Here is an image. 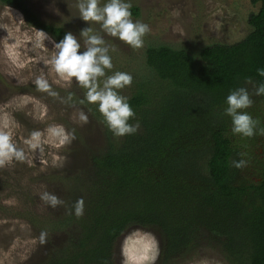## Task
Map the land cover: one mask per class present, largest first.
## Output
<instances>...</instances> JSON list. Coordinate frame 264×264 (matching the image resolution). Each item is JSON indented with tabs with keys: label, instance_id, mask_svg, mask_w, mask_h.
Instances as JSON below:
<instances>
[{
	"label": "trees",
	"instance_id": "obj_1",
	"mask_svg": "<svg viewBox=\"0 0 264 264\" xmlns=\"http://www.w3.org/2000/svg\"><path fill=\"white\" fill-rule=\"evenodd\" d=\"M250 1L259 9L249 15L250 31L238 42H216L197 54L166 44L146 48L154 81L128 97L135 113L129 123L139 125L134 134L114 136L97 106L88 105L104 123L106 147L92 157L91 176L78 186L83 215L76 216L74 208L54 217L25 210L44 233H63L42 264H113L116 239L130 225L158 228L169 255L188 258L212 245L229 264H264V158L256 179L238 175L231 118L224 114L230 91L264 82L257 72L264 68V0ZM0 3L19 10L55 41L66 32L41 20L24 0ZM131 12L137 15L138 8ZM201 120L205 127L215 122L207 130L204 164L193 145L183 144Z\"/></svg>",
	"mask_w": 264,
	"mask_h": 264
},
{
	"label": "rangeland",
	"instance_id": "obj_2",
	"mask_svg": "<svg viewBox=\"0 0 264 264\" xmlns=\"http://www.w3.org/2000/svg\"><path fill=\"white\" fill-rule=\"evenodd\" d=\"M24 2L41 20L61 25L66 32L77 35L82 47L84 40L79 32L88 24L101 35L110 48L113 63V68L106 70V74L122 71L132 75V83L119 90L126 97H130L141 84L154 81L145 64L148 46L166 44L197 54L203 46L216 42L232 44L248 34L249 15L259 9V3L254 4L250 0H132V6L138 8V13L132 14L131 18L146 23L150 29L143 38V47L133 49L106 34L98 23L83 21L79 17L78 0ZM104 2L100 0L101 5ZM176 10L178 15L173 14ZM174 26H178L179 30H174ZM35 31L36 28L25 21L19 10L0 3V114L6 112L18 123L15 141L22 148H26L23 139L31 131L43 130L52 124H60L73 131L75 138L59 150L46 146L42 153L29 154L31 164L13 160L0 167V264H42L48 259L51 248L62 243L63 233H44L43 229L32 224L25 210L38 216L54 217L73 209L75 201L81 198L78 186L91 176L92 157L106 147L104 123L89 110L88 105L95 104L86 101V90L76 82L69 87L52 83L55 76L45 61L55 54L54 47L47 41L41 48L33 39L24 40L25 37H34ZM8 37H15V40H8ZM6 40L9 45L16 40L23 41L18 51L24 67L10 61L6 55ZM41 75L49 80L56 96L37 89L34 81ZM243 87L248 89L253 100L252 106L245 111L258 118L259 127L264 128V99L253 94L256 86L252 83ZM45 107L47 112L40 118ZM80 112L88 116L87 123L79 121ZM199 123L202 125L200 128L205 127V120ZM210 125L205 127L206 130L198 127L191 135L183 137L184 145H193L200 153L202 164L209 150L207 130ZM231 136L237 146L232 160L243 158L248 162L247 166L237 169L238 175L256 179L255 170L264 158V135L248 138L231 133ZM57 156L63 158L62 166H53L52 161ZM45 189L56 194L64 203L55 208L47 206L38 195ZM26 197L30 199L29 204ZM10 198H15L16 203L5 204L4 201ZM140 236H150L156 241L159 251L155 264H229L220 249L212 245L200 246L198 252L188 258L169 255L165 251L166 243L161 231L154 226L141 225L128 226L116 239L113 264H133L125 253V247L130 238Z\"/></svg>",
	"mask_w": 264,
	"mask_h": 264
},
{
	"label": "clouds",
	"instance_id": "obj_3",
	"mask_svg": "<svg viewBox=\"0 0 264 264\" xmlns=\"http://www.w3.org/2000/svg\"><path fill=\"white\" fill-rule=\"evenodd\" d=\"M79 17L86 22H96L100 28L109 36L118 38L127 43L133 49H138L144 45V36L149 32V26L141 21H133L132 0H105L101 5L100 0H78L77 4ZM178 15V10L173 12ZM23 20V19H21ZM174 30H179L174 26ZM79 36L84 40V46L78 40L77 35L71 31L65 32L59 41L53 38L44 30L36 29L34 37H25L24 40L33 39L35 44L43 48L45 41L50 43L56 50L55 54L46 64L50 65L51 72L54 73L52 83L60 87H69L76 82L85 89V99L90 104L97 106L98 112L103 118L106 127L114 136H124L134 134L139 125L130 124L129 119L135 116L133 108L128 102V97L120 94L119 90L132 83L130 73L115 71L111 75L106 74V70L113 68L112 57L109 54L110 48L104 38L95 33L89 26L82 28ZM8 40H15V37H8ZM23 41L16 40L9 45L5 41L6 55L10 61L18 67H24L20 61L21 53L18 48ZM83 49L82 51H80ZM259 75L264 76V68H258ZM38 90L56 96L52 90L49 80L41 75L34 81ZM254 95H264V82L254 89ZM71 99V94L69 95ZM253 100L245 87H238L229 92L226 97V107L224 114L231 118V133L241 137L251 138L254 135H264V128L259 127L260 120L254 118L245 111L252 106ZM46 107L40 113V118L46 114ZM79 121L87 123L88 116L80 112ZM18 123L11 118L10 114H0V167L12 163L13 160L26 161L29 154L42 153L45 147L56 150L71 143L75 138L74 132L66 130L63 125L52 124L45 129L33 130L23 139L26 148L19 147L15 141ZM63 158L57 156L53 159V166H62ZM247 160L239 159L232 161L236 168L247 166ZM39 198L47 206L55 208L64 202L56 194L47 191L38 193ZM5 204H15V198L6 199ZM74 214L82 216L84 213L83 198H78L74 203ZM158 246L154 238L150 236H140L130 238L125 247V253L129 261L133 264H155L158 258Z\"/></svg>",
	"mask_w": 264,
	"mask_h": 264
}]
</instances>
